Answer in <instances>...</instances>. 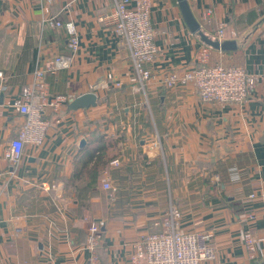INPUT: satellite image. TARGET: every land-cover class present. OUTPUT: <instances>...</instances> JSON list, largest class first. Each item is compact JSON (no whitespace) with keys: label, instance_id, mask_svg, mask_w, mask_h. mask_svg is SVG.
<instances>
[{"label":"crops","instance_id":"crops-1","mask_svg":"<svg viewBox=\"0 0 264 264\" xmlns=\"http://www.w3.org/2000/svg\"><path fill=\"white\" fill-rule=\"evenodd\" d=\"M114 2L51 0L49 16L76 26L80 45L72 53L66 29L42 22L38 0H0V264H81L90 256L88 228L101 222L98 264H129V240L158 231L152 224L170 208L185 231L211 233L214 264H264V0H188L205 35L214 39L223 23L225 41L235 46L210 47L209 64L257 77L252 95L237 105L203 104L191 87L160 83L166 72L194 66L203 44L175 0H153L158 51L144 65L153 78L136 92L128 47L98 20ZM207 9L210 23L201 19ZM59 55L71 56V65L46 73V92L66 102L46 113L42 144L24 146L12 165L4 153L23 120L13 105L33 85L34 72ZM86 93L96 106L71 110ZM90 155L104 162L94 183ZM104 180L112 189H103ZM246 209L257 216L249 226ZM247 228L259 240L254 259L241 240Z\"/></svg>","mask_w":264,"mask_h":264},{"label":"built area","instance_id":"built-area-1","mask_svg":"<svg viewBox=\"0 0 264 264\" xmlns=\"http://www.w3.org/2000/svg\"><path fill=\"white\" fill-rule=\"evenodd\" d=\"M42 20L52 28L64 27L68 34V48L72 53L79 49V37L72 21L62 25L60 21L49 16L51 0H38ZM153 0H115L112 9L99 17V22L111 27L113 35L124 43L130 52L135 72L136 92L144 91L147 83L153 78V72L144 68L152 63L157 54L156 33L151 24ZM201 19L210 23L212 11L201 12ZM214 39L225 41V25L218 23L213 30ZM210 47L201 45L197 52L194 66L187 69H174L162 75L160 83L167 89L191 87L203 104L237 105L245 103L255 89L257 77L241 67L212 65L208 62ZM72 57L59 55L52 59L45 71L34 72V82L25 91L23 100L13 107L23 117L18 126L17 135L10 140L4 158L12 165L20 162L24 146L38 147L45 139L49 122L46 113H58L66 102L65 96H49L46 92V73L68 68ZM4 74L0 71V89L4 82ZM116 87L121 86L115 83ZM110 165L116 167L119 160L114 159ZM104 190L112 189L110 181L102 182ZM248 198H252L251 196ZM257 218L252 209H246L243 222L250 225ZM264 234V214L262 215ZM102 222L91 223L88 228L85 249L90 253L87 261L81 264H98L95 250L101 242ZM159 227L156 232L141 233L129 240V264H214L217 257L216 248L212 245L211 233L208 231H185L182 228L181 215L175 208L167 210L161 221L154 222ZM264 239V238H263ZM243 246L250 259L258 253L259 240L250 228L241 235Z\"/></svg>","mask_w":264,"mask_h":264},{"label":"water","instance_id":"water-1","mask_svg":"<svg viewBox=\"0 0 264 264\" xmlns=\"http://www.w3.org/2000/svg\"><path fill=\"white\" fill-rule=\"evenodd\" d=\"M175 1L179 8L181 16L184 20L185 25L192 34L197 35L199 37V39L203 44L220 51H229L235 49L233 42L230 41L219 42L215 39L209 38L207 35L203 33L200 24L198 23V21L196 20V18L194 17L191 11L188 0H175ZM96 100L97 98L95 95H93L92 93H86L72 100L70 102V109L77 110V109H87L89 107H95ZM84 145H85V139H81L79 146L83 147Z\"/></svg>","mask_w":264,"mask_h":264},{"label":"trees","instance_id":"trees-1","mask_svg":"<svg viewBox=\"0 0 264 264\" xmlns=\"http://www.w3.org/2000/svg\"><path fill=\"white\" fill-rule=\"evenodd\" d=\"M94 158H95L94 155H90L88 160H87L88 163L94 162L91 170H89V173H88V174H90V180L92 183L95 182V178L101 173V168H103V166H104V162L102 163V160H100L101 157L97 156L96 159H94ZM88 187L90 189L92 188L91 185H88Z\"/></svg>","mask_w":264,"mask_h":264}]
</instances>
